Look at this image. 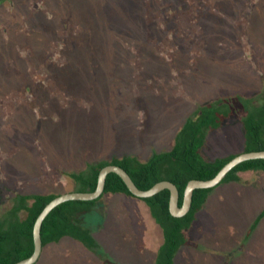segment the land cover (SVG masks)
<instances>
[{
	"label": "rangeland",
	"instance_id": "obj_1",
	"mask_svg": "<svg viewBox=\"0 0 264 264\" xmlns=\"http://www.w3.org/2000/svg\"><path fill=\"white\" fill-rule=\"evenodd\" d=\"M179 2L9 0L0 6V216L17 194L73 191L66 174L89 164L125 154L145 161L167 149L199 106L236 95L260 104L264 0ZM258 15L260 25L253 22ZM81 48L100 57L95 81ZM71 61L78 67L63 83L58 73ZM235 103H228L234 112L242 106ZM214 135L215 154L240 149L241 113ZM227 197L209 215L202 254L179 264H264V229L251 243H239L257 196ZM98 246L94 253L114 264Z\"/></svg>",
	"mask_w": 264,
	"mask_h": 264
},
{
	"label": "trees",
	"instance_id": "obj_2",
	"mask_svg": "<svg viewBox=\"0 0 264 264\" xmlns=\"http://www.w3.org/2000/svg\"><path fill=\"white\" fill-rule=\"evenodd\" d=\"M7 1L9 0H0V6ZM176 2L178 3L179 0H176ZM253 22L256 25H260V15L256 16ZM82 33L80 36L84 39V36H87V34L86 32ZM123 37L125 38V36ZM145 43H142L141 48L149 45H145ZM82 45L88 47V43L86 42ZM75 48L77 49L76 46ZM81 49L80 54H82V58L84 59L83 63H85L84 66L87 69L88 78L91 81H95L93 79V72L101 68L99 65L96 66V60L100 57H96L95 54L86 51L85 48ZM148 49L150 51V48ZM116 60L118 59L116 58ZM50 65L52 66V64ZM75 66L78 67V64L71 61L68 66L61 70L62 72L58 71L61 73L56 72L57 70L52 73L56 72L60 74L58 78L63 83H66L68 80L70 82V79L75 75L73 73ZM106 66L109 68L108 63ZM166 68L168 67H165L164 71H167ZM53 69L55 70L54 66ZM257 99L260 103L259 105L255 104L256 100L254 98L236 95L233 98L225 99V97H222L218 101L199 106L177 133L174 145L170 150L160 153L153 152L151 157L146 161H141L134 155L114 156L111 160H102L89 164L85 171L67 173L66 175L74 181L75 189L73 191H95L101 169L107 165H117L126 170L134 183L142 190H148L161 181L174 183L180 193L179 205L181 206L183 204L184 191L189 181L210 180L214 178L225 164L239 155L234 154L229 157L217 158L214 161H207L202 155V149L206 145L208 133L221 129L232 113H236L237 115L241 113L245 133L243 152L264 151V92ZM232 101L242 105L238 106L235 103L237 105L235 112L232 110V105L229 106L228 104H232ZM111 132L116 135L117 130ZM121 144L122 142H119V145ZM252 170L264 172V160H250L241 163L226 176L221 184L237 181L240 172ZM215 189L216 187L195 190L192 208L182 218H175L170 214L169 190H163L150 198H138L148 205L153 217L164 231L165 242L160 249L156 264H174V258L178 251L188 243L184 234L185 230L191 227L196 214L203 208L208 196ZM69 192L66 191V193ZM109 193H123L137 198L131 194L120 176L110 173L106 179L105 192L99 199L88 202L68 201L52 210L42 225L43 246L48 243L58 242L65 236H70L82 242L91 251L96 252L99 246L92 237L91 231L85 226V220L95 204L105 194ZM62 194L65 193L15 195L13 206L0 216V264H15L29 258L33 254V229L36 219L50 201ZM23 212L26 214L24 218L21 217Z\"/></svg>",
	"mask_w": 264,
	"mask_h": 264
},
{
	"label": "crops",
	"instance_id": "obj_3",
	"mask_svg": "<svg viewBox=\"0 0 264 264\" xmlns=\"http://www.w3.org/2000/svg\"><path fill=\"white\" fill-rule=\"evenodd\" d=\"M214 133L216 131H211L209 137L207 135L206 145L202 149V155L208 159L207 161H214L217 158L229 157L243 152L245 139L240 149L228 150L219 155L215 154L214 146L219 144V139ZM173 141L174 139L167 143L169 144L167 149L156 152L170 150L174 145ZM245 191L248 195L257 196L258 201L256 210L246 224L239 243L252 242L253 238L264 229V172L261 170L240 172L237 181L223 183L216 187L208 196L203 208L196 214L191 227L185 230L184 234L188 243L180 248L174 258V264H179L180 261L196 260V255L202 254L200 244L206 242L208 231L204 232V227L211 223L209 215H212L213 210L221 207V203L228 198V195L244 194ZM28 194L33 193H26V195ZM37 194L44 193L38 192ZM103 197L87 215L85 226L91 231V235L97 244H100L104 261L109 257L112 258L111 261L114 264H156L160 249L165 242V236L162 227L153 217L148 205L143 200L123 193H109ZM21 217H23L22 214ZM215 221L218 222L219 220L215 218ZM216 234L218 233L216 232ZM35 264L104 263L82 242L73 237L65 236L58 242L43 246L41 255Z\"/></svg>",
	"mask_w": 264,
	"mask_h": 264
},
{
	"label": "water",
	"instance_id": "obj_4",
	"mask_svg": "<svg viewBox=\"0 0 264 264\" xmlns=\"http://www.w3.org/2000/svg\"><path fill=\"white\" fill-rule=\"evenodd\" d=\"M264 160V151H253V152H243L233 159H231L223 168L218 172V174L210 180H191L189 181L183 196V204L179 205L180 193L177 186L170 181H161L155 184L152 188L148 190L140 189L132 180L131 176L126 170L117 165H107L101 169L97 187L93 192H69L62 194L52 201H50L45 208L42 210L38 218L36 219L34 229H33V239H34V252L33 254L24 260H21L15 264H35L42 252L43 241H42V225L47 216L52 212L53 209L59 205L68 201H95L99 199L105 192V185L107 176L110 173H115L121 177V179L126 184L127 188L137 198L146 199L155 196L163 190L170 191V201H169V211L170 214L175 218H182L186 216L191 208L193 201L194 191L197 189H211L215 188L221 184V182L226 178V176L238 165L243 162L250 160Z\"/></svg>",
	"mask_w": 264,
	"mask_h": 264
}]
</instances>
